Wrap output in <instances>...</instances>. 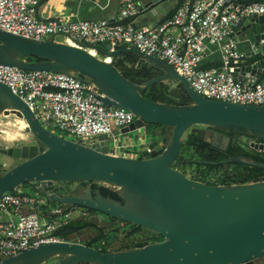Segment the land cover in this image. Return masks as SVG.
<instances>
[{
    "label": "water",
    "instance_id": "obj_1",
    "mask_svg": "<svg viewBox=\"0 0 264 264\" xmlns=\"http://www.w3.org/2000/svg\"><path fill=\"white\" fill-rule=\"evenodd\" d=\"M47 1V0H40ZM159 0H151L146 7ZM191 1V0H190ZM249 5V2L246 3ZM137 17L141 14L138 10ZM136 20L132 27H138ZM124 22L126 20L124 19ZM230 36L264 40V15L241 18ZM247 40V39H246ZM58 41L26 38L0 30V64L23 70H46L86 80L103 94L105 106L123 108L134 115L132 123L115 131L139 132L143 140L138 156L108 153V138L100 135L89 145L59 136L40 125L27 104L0 82V116L13 114L25 122V132L36 144L0 148V153L21 161L2 172L0 197L23 184H37L38 194L74 213L89 208L122 223L140 226L162 237L138 241L131 248L100 250L82 242L52 241L1 259L0 264H257L264 263V179L249 183L207 184L188 178L173 166L182 149L183 135L194 126L231 132L215 134L207 142L225 150L238 135L252 137L250 147L264 150V105H246L197 94L189 82L164 60L133 47L95 46L110 60ZM125 53L137 56L135 68L153 67L158 74L142 83L123 76L115 66ZM31 59H37L32 61ZM264 74V59L235 67V81ZM177 82L187 104L152 101L143 96L153 85ZM148 127V128H147ZM150 127V128H149ZM42 146L40 150L39 146ZM193 163L201 160L191 159ZM264 169V162L246 156L227 157ZM207 163V162H206ZM212 165L215 162H208ZM227 172L226 176L229 177ZM87 183L82 194L59 193L56 185ZM109 187L120 201L103 196L90 184Z\"/></svg>",
    "mask_w": 264,
    "mask_h": 264
},
{
    "label": "built area",
    "instance_id": "obj_2",
    "mask_svg": "<svg viewBox=\"0 0 264 264\" xmlns=\"http://www.w3.org/2000/svg\"><path fill=\"white\" fill-rule=\"evenodd\" d=\"M135 1L119 0V11L113 19L70 20L63 13L43 18L38 14L39 0H0V30L36 40L55 35L58 41L93 50L96 57L100 53L95 46L133 47L169 63L199 95L264 105V80L253 74L245 82L232 77L235 67L257 55L264 57V40L249 43L243 51L235 36H230L241 18L264 15V0H184L158 24L134 28L131 23L139 12ZM213 53L218 54L220 65L205 67ZM0 82L27 104L45 129L61 132L84 145L106 135L109 154L138 156L135 144H124L123 135L115 134L132 123L134 115L123 108L105 106L103 94L86 80L0 64ZM77 212L80 217L86 214L84 210ZM70 214L22 185L4 193L0 197V258L47 242H80L53 234L72 219ZM110 248V242H99L98 249Z\"/></svg>",
    "mask_w": 264,
    "mask_h": 264
},
{
    "label": "trees",
    "instance_id": "obj_3",
    "mask_svg": "<svg viewBox=\"0 0 264 264\" xmlns=\"http://www.w3.org/2000/svg\"><path fill=\"white\" fill-rule=\"evenodd\" d=\"M260 59H264V57H261L259 55L253 57V59L250 62L257 61ZM32 61H36L37 59H31ZM137 60V56L132 53H125L121 56V59H118V64L129 63L131 66L129 68H125L123 70L120 69L119 65L115 61V66L119 69L121 74L132 81L136 83H142L158 74V71L153 68H135V62ZM219 61L217 62H211V63H205V67L210 66H219ZM264 79V74H262V78L259 79V81H262ZM183 88L179 85L177 89L170 90L169 92H166L162 88V84L153 85L149 87L146 91H144L143 96L149 100L157 101V102H164V103H173L176 101L177 104H187L189 102V99L186 95L182 93ZM216 129V128H214ZM220 130V129H216ZM230 137H232L231 132H226ZM240 137L241 135H238L235 142H230L227 146V149L225 153L217 152L215 155H212L213 148L209 143L204 141L203 139L199 138L197 134L191 132L187 139L185 141H182V149L179 154L178 159L174 163V167L178 166L179 169L181 167H185L188 165L196 164L198 166H206V171H211L214 168H223L224 164L216 163L215 165H212L210 163L206 162H200V163H193L191 162V159H197L202 161H218L221 159H225L227 157H233V156H246L251 159H255L257 161L264 162V150L263 151H256L253 148L250 147V143L252 141L262 142L261 140H255L252 137H245L249 140V142L246 145H242L240 143ZM191 150L192 156H185L188 154V151ZM194 155V156H193ZM232 167L233 172H230L229 177L226 176V173L228 172L227 168ZM237 170V171H236ZM264 179V169L258 168L255 166L245 165L237 162L228 163L226 165V170L220 179V184H230V183H249L257 180H263ZM211 184V183H210ZM215 184V183H212ZM29 184H23L22 186H28ZM87 185V184H86ZM92 190L98 189L99 192L103 196L111 197L115 200L120 201V198L115 194L114 190H112L109 187H98L95 183L90 184ZM36 190V189H35ZM36 193L37 190H36ZM40 195V194H39ZM41 196V195H40ZM51 203V202H50ZM55 205L54 203H51ZM62 206V205H60ZM64 212L70 211V206H63ZM84 211L86 213H100L96 210L84 208ZM84 217H78L71 219L68 221L65 225L61 226L58 230H56L53 234L57 237H62L64 239H72L75 238V236L82 232L85 229H92L96 232V234L82 242L83 244L87 246H93L98 248L99 242L104 240L108 241L105 238L106 235V229L105 227H101L98 224H96L93 221H87L83 219ZM110 221L114 220L113 218L107 217ZM129 225L128 231L125 232L123 235L124 238L128 239L137 234L140 230L143 228L136 225H131L130 223H126ZM114 227H117V224L114 225ZM155 236V235H154ZM159 236V235H158ZM162 237H156V239H153L151 242L159 241ZM81 242V241H80ZM109 242V241H108ZM104 249V248H103ZM116 250H123V248H117Z\"/></svg>",
    "mask_w": 264,
    "mask_h": 264
},
{
    "label": "rangeland",
    "instance_id": "obj_4",
    "mask_svg": "<svg viewBox=\"0 0 264 264\" xmlns=\"http://www.w3.org/2000/svg\"><path fill=\"white\" fill-rule=\"evenodd\" d=\"M60 40H62L60 38ZM71 43V42H69ZM91 53L95 54L93 50H89ZM98 58L106 59L108 60V57H103V55L99 54L97 56ZM118 59H121V57L117 58V64H118ZM120 69L123 70L125 68H129L131 65L129 63H123V64H118ZM179 87V84L175 81L172 82H165L162 83V88L166 91L169 92L170 90L177 89ZM17 118L13 114H8V115H3L0 116V148H9V147H20L22 145H32L36 144L37 141L35 138L30 134L25 132V130L21 131L19 129V124L20 120L15 119ZM213 128L207 127V126H194L190 128L182 137V141H185L188 137V135L193 132V133H199L201 135H204L205 131H210ZM51 132L68 138L70 137L65 136L63 133L51 130ZM249 142L248 139L245 137H240V143L242 145H246ZM118 145H121L120 143H117ZM40 150L42 149V146L40 145ZM192 151L189 150L188 154L185 155L187 157L192 156ZM194 156V155H193ZM21 159H13L10 158L6 155H3L0 153V168L2 169V172L11 168L15 164L19 163ZM181 172H183L188 178L194 179V180H199L202 182H207V183H215V184H220V179L222 178L225 170L223 168H214L211 171H206V166H198L196 164L188 165L185 167H181ZM228 172H233L232 167L227 168ZM237 171V170H236ZM67 186H69L70 190L74 189H81L86 186L87 183H81V182H67L63 183ZM36 187L37 184H29L28 186H24L23 188L27 189H32L33 192H36ZM81 213L80 212H74L70 214V217L72 219L80 217ZM84 220L87 221H93L96 224H98L101 227H105L106 231V237L103 239H107L110 244L113 246V248H131L134 243L138 241H148L151 242L153 239H156V237H159L157 234L151 232V231H146L141 230L139 233L135 234L131 238H124V234L128 229L130 228L129 225L126 227L122 228H117L114 227V225L111 223V221L107 218V216L101 214V213H86L83 216ZM96 234L95 231L92 229H85L82 232L78 233L75 238L81 242H84L90 238H92ZM155 235V236H154Z\"/></svg>",
    "mask_w": 264,
    "mask_h": 264
},
{
    "label": "crops",
    "instance_id": "obj_5",
    "mask_svg": "<svg viewBox=\"0 0 264 264\" xmlns=\"http://www.w3.org/2000/svg\"><path fill=\"white\" fill-rule=\"evenodd\" d=\"M151 0H136L137 9H141L140 16L137 17V25L148 26L158 24L166 15L172 13L179 7L184 0H159L156 3L146 7V3ZM186 1V0H185ZM119 11V0H47L40 1L38 6V14L43 18L49 15L63 13L70 20H101L113 19ZM239 41V48L243 51L247 50L249 43L253 42L251 37H235ZM247 39V40H246ZM219 61L218 54L213 53L206 63ZM250 74H246V77ZM262 75L260 76V79ZM264 79H262L263 81ZM139 132L124 135L122 137L124 144H135L137 149L144 145L143 140L138 138ZM139 146V147H138ZM135 157V156H134ZM27 190H32L27 189ZM78 218V217H77ZM115 225L116 223H112ZM257 264H264L258 262Z\"/></svg>",
    "mask_w": 264,
    "mask_h": 264
},
{
    "label": "flooded vegetation",
    "instance_id": "obj_6",
    "mask_svg": "<svg viewBox=\"0 0 264 264\" xmlns=\"http://www.w3.org/2000/svg\"><path fill=\"white\" fill-rule=\"evenodd\" d=\"M148 128V127H147ZM150 128V127H149ZM195 134H197V133H195ZM215 134H220V135H228L227 133H226V131H223V130H216V129H212L211 131H210V133L208 132V131H205L204 132V135H201V134H197L198 135V137L199 138H201V139H203L204 141H206L207 142V139L209 138V139H211L212 137H213V135H215ZM208 143V142H207ZM212 148H213V150H212V155H215L217 152H222V153H225V151H226V149L225 150H220L218 147H213V146H211ZM221 160H223V159H221ZM221 160H218V161H202L201 160V162H215V163H219V161H221ZM221 164V163H220ZM215 165V164H214ZM223 169L224 170H226V165H224L223 166ZM204 183H207V182H204ZM207 184H210V183H207ZM56 190H57V192H59V193H63V194H71V195H78V194H82V189L83 188H81V189H74V190H70V188H69V186H67V185H65V184H63V183H60V184H57L56 186ZM115 222V220H112L111 221V223H114ZM127 226V224L126 223H124L123 224V228L124 227H126ZM122 228V227H121ZM142 230H144V229H142ZM146 230V229H145ZM141 231V230H140ZM139 231V232H140ZM146 231H148V230H146ZM138 232V233H139Z\"/></svg>",
    "mask_w": 264,
    "mask_h": 264
},
{
    "label": "bare ground",
    "instance_id": "obj_7",
    "mask_svg": "<svg viewBox=\"0 0 264 264\" xmlns=\"http://www.w3.org/2000/svg\"><path fill=\"white\" fill-rule=\"evenodd\" d=\"M70 44V43H69ZM89 53H91L90 51H89ZM92 55H95V54H93V53H91ZM108 57V60H110V57L109 56H107ZM107 60V61H108ZM10 115V114H9ZM15 119H18V120H20V124H19V129L21 130V131H23V130H25V122L22 120V119H20V118H15Z\"/></svg>",
    "mask_w": 264,
    "mask_h": 264
}]
</instances>
